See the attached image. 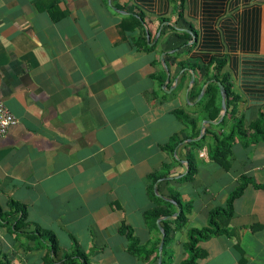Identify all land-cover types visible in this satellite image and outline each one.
Instances as JSON below:
<instances>
[{
	"label": "crops",
	"instance_id": "0c3cea01",
	"mask_svg": "<svg viewBox=\"0 0 264 264\" xmlns=\"http://www.w3.org/2000/svg\"><path fill=\"white\" fill-rule=\"evenodd\" d=\"M223 78L237 112L219 125L229 111L219 86L217 118L204 105L208 83ZM0 101L17 118L0 134V264L3 254L12 264H83L67 259L76 246L90 264H158L167 216L147 221L151 188L173 217L178 201L187 207L182 225L168 224L169 261L180 264L188 230L207 225L241 176L229 233L199 242L195 264H264V139L236 136L227 165L211 158L214 138L185 145L221 138L238 118L250 132L264 114V0H0ZM190 155L197 169L185 179ZM11 202L26 210L17 229ZM123 223L158 256L130 252ZM36 226L55 234L56 253L46 236L24 233Z\"/></svg>",
	"mask_w": 264,
	"mask_h": 264
},
{
	"label": "trees",
	"instance_id": "16d2710c",
	"mask_svg": "<svg viewBox=\"0 0 264 264\" xmlns=\"http://www.w3.org/2000/svg\"><path fill=\"white\" fill-rule=\"evenodd\" d=\"M140 26V20L135 19L134 22H132L130 27L134 26ZM144 47L147 49L151 48L144 42ZM221 68V63H219L217 69ZM226 82V79H222V83ZM225 88L227 90L226 92V105L229 107V111L226 113L224 118L219 122V125H223L226 122V119L228 117H235L237 112V105L236 101L237 98L235 96H232L230 93V86L225 85ZM207 96L208 99L204 105L205 109H210L214 107L213 112L210 113V117L212 119L217 118V116L220 113V104L216 102L215 93L218 92V85L215 82H210L207 85ZM232 96V97H231ZM175 112L182 117L185 122L188 124L189 122L191 124H195L196 120L189 114H185L183 110L177 109ZM250 132L245 131V128L242 125V119L238 118L235 123L232 125L230 131L223 135L221 138L217 136L214 133H206L204 136H202L201 139L188 142L185 145L189 146L190 148L193 147H200L205 143V139L208 137L214 138L216 141L212 145L210 152H211V158L218 161L219 163L223 165H227V154L230 149V145L233 143L236 136L238 138L243 139L244 141H257L259 139H264V114L261 113L257 120L250 123L249 125ZM198 133V131H197ZM180 142V139L178 136H173L171 141L165 145V149H167L169 152H173L175 146ZM192 154V152L190 153ZM189 170L187 174H185L184 178H191L193 174L195 173L197 169V164L195 161L194 155L189 156V162H188ZM150 178L152 181H155L157 179V175H150ZM247 178L245 176H241V182L239 185L230 193L227 202L224 206H216L209 214L208 217V223L206 226L203 227H192L188 230L187 233V242L185 243V251L187 253V257L183 259L180 264H195L196 260L199 256L204 255L203 249L199 246V242L209 239L210 237L221 235L224 233H229V220L233 212V201L236 197H238L246 184ZM264 186V184H263ZM150 194L152 195V198L154 200V206L146 212V218L149 223H152L155 225L156 220L161 216H167L163 220V229L165 231V241L168 239V232H169V226L168 224L174 222L177 225H182L185 222V212H186V206L182 205L181 202L178 201L179 206L181 207L180 213L173 217L174 211H173V204L169 201H166L162 199L161 197L157 196L152 188L150 189ZM11 207L14 208V211L19 214L17 219L14 223V228L17 229L18 227L22 226L26 221V210L23 205H20L16 202H11ZM164 206V207H163ZM121 231L125 232L130 240V247L129 251L138 254L141 256H144L149 258V256L153 253H156L158 256V244L151 248V249H145L140 250L137 247V239L133 237L131 230L129 226L125 223L121 226ZM27 236L33 238L35 236H46L51 241V249L53 253L57 252L58 244L55 237V234L48 230L43 229L40 226H36L32 231L24 232ZM165 245V243H164ZM164 248V247H163ZM163 252V250H162ZM72 254H76L77 258H81L83 260V264H90L88 256L81 251V249L76 246L73 253L69 254L70 256L67 257V259L73 260ZM2 257L5 259L4 264H12L10 259H7L6 255L3 254ZM160 264H171L170 261L162 256L161 263Z\"/></svg>",
	"mask_w": 264,
	"mask_h": 264
},
{
	"label": "built area",
	"instance_id": "2783aa9c",
	"mask_svg": "<svg viewBox=\"0 0 264 264\" xmlns=\"http://www.w3.org/2000/svg\"><path fill=\"white\" fill-rule=\"evenodd\" d=\"M17 123V118L0 101V134H5L7 130Z\"/></svg>",
	"mask_w": 264,
	"mask_h": 264
},
{
	"label": "water",
	"instance_id": "95a60500",
	"mask_svg": "<svg viewBox=\"0 0 264 264\" xmlns=\"http://www.w3.org/2000/svg\"><path fill=\"white\" fill-rule=\"evenodd\" d=\"M217 84L220 88L221 94H222V101H221V107H222V115L225 114L226 110H227V106H226V89L223 85V83L221 81H217ZM209 121V120H206ZM161 219H158V222H160ZM161 231H162V238L159 244V258H158V264L161 263V253H162V248L164 245V237H165V232L163 230V228L161 227V225H159Z\"/></svg>",
	"mask_w": 264,
	"mask_h": 264
},
{
	"label": "rangeland",
	"instance_id": "374dc122",
	"mask_svg": "<svg viewBox=\"0 0 264 264\" xmlns=\"http://www.w3.org/2000/svg\"><path fill=\"white\" fill-rule=\"evenodd\" d=\"M210 145H211V143H210ZM170 243L171 242L167 240V242L163 246L164 247V248H162V250H163V257L166 258V259H168V260H170V261H173L176 258V250H173V247H169L170 246ZM142 250H144V248ZM171 252L174 253V255H173L174 257H172V258L169 257L171 255Z\"/></svg>",
	"mask_w": 264,
	"mask_h": 264
}]
</instances>
